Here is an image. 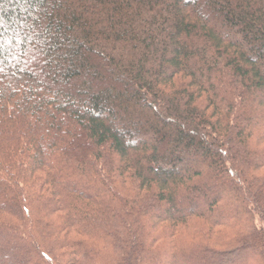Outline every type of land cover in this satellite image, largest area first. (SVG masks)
<instances>
[{
	"label": "trees",
	"instance_id": "trees-1",
	"mask_svg": "<svg viewBox=\"0 0 264 264\" xmlns=\"http://www.w3.org/2000/svg\"><path fill=\"white\" fill-rule=\"evenodd\" d=\"M249 256L264 0H0V264Z\"/></svg>",
	"mask_w": 264,
	"mask_h": 264
},
{
	"label": "rangeland",
	"instance_id": "rangeland-1",
	"mask_svg": "<svg viewBox=\"0 0 264 264\" xmlns=\"http://www.w3.org/2000/svg\"><path fill=\"white\" fill-rule=\"evenodd\" d=\"M195 202V200H194ZM187 204H184L181 206V209L184 210L186 212V210L189 208V207H186ZM195 206L197 207L198 210H204V206H202L200 203H195ZM254 259L255 258H251L250 256L249 257H244V258H240L235 262L233 261V264H254ZM166 262V261H165Z\"/></svg>",
	"mask_w": 264,
	"mask_h": 264
}]
</instances>
